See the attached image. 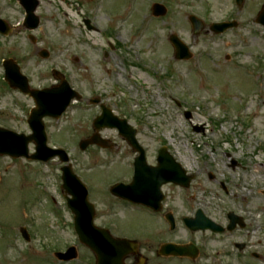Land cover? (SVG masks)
Instances as JSON below:
<instances>
[{
    "label": "rangeland",
    "instance_id": "obj_1",
    "mask_svg": "<svg viewBox=\"0 0 264 264\" xmlns=\"http://www.w3.org/2000/svg\"><path fill=\"white\" fill-rule=\"evenodd\" d=\"M155 3L167 7L165 16H153ZM263 4L246 0L239 8L235 0H38L34 14L40 23L31 30L20 0H0V17L13 29L8 36L0 34V75L3 61L13 58L33 88L60 83L54 74L59 72L83 97L81 106L75 103L58 123L48 121L50 144L65 148L74 169L90 183L91 199L100 209L97 224L111 228L122 223L121 229L133 237L141 225L132 211L113 205L109 194L110 185L126 179L134 157L125 140L116 131L101 132L113 143L112 150L118 148V157L109 149L80 148L101 113L87 101L100 96L138 128L150 163L166 146L195 175L189 190L168 189L181 213L186 206L235 212L255 226V240L264 250V28L255 22ZM191 14L206 24L198 35ZM234 20L239 26L224 34L209 29L211 23ZM171 34L190 48V59L174 57ZM43 50L49 58L40 56ZM0 96V111L13 116L17 129L30 133L33 99L15 92ZM25 162L20 160L24 170L16 179L15 206L3 209L10 219L3 215L0 264H95L64 204L63 163L59 158L48 162L50 167ZM22 226L30 242L23 239ZM72 245L78 259L59 261L55 253Z\"/></svg>",
    "mask_w": 264,
    "mask_h": 264
},
{
    "label": "flooded vegetation",
    "instance_id": "obj_2",
    "mask_svg": "<svg viewBox=\"0 0 264 264\" xmlns=\"http://www.w3.org/2000/svg\"><path fill=\"white\" fill-rule=\"evenodd\" d=\"M0 76L1 81L3 80V83H0V93L3 96L9 92L22 94L5 81V74ZM15 125L13 116L1 110L0 128L22 133ZM133 155L136 157L135 153ZM134 157L130 161L131 168L128 170L125 183L133 181ZM20 169V159L0 155V231L5 217H8L3 214L4 206L9 204L11 207L15 206L19 190L16 179L20 177ZM12 171H15L13 176ZM169 187L178 186L168 183L162 187V193L157 197L159 201L156 199L155 202L158 209L144 204L139 205L140 209H134L135 205L132 202L112 196L113 205L121 204L126 210L129 209L135 216L140 217L141 221L139 233L134 237L121 229L122 223L112 224V230H118L116 236L135 240L139 238V250L136 254L128 256L126 260L128 264H264V250L261 249V242L255 240L256 229L249 219L242 217V223L230 229L231 219L214 210L204 211L203 208L197 207L192 212L186 209L187 212L182 214L171 202ZM143 191L146 199L152 198L145 188ZM62 195L67 207L69 195L65 191H62ZM200 209L213 221L214 227L205 220L191 221L192 226L188 225L189 220L196 219V213ZM97 218L99 219V214ZM199 224L205 227H197ZM179 249H183V254L177 253Z\"/></svg>",
    "mask_w": 264,
    "mask_h": 264
},
{
    "label": "water",
    "instance_id": "obj_3",
    "mask_svg": "<svg viewBox=\"0 0 264 264\" xmlns=\"http://www.w3.org/2000/svg\"><path fill=\"white\" fill-rule=\"evenodd\" d=\"M240 4H243L244 0H238ZM24 6H26L28 12V25L30 28L34 29L38 26V19L34 17L33 12L38 5L36 0H22ZM154 14L157 16L165 15L167 13L166 8L163 5H154ZM191 22L193 24V29L195 34H199L204 28V24L195 17H191ZM258 22L264 24V7L258 18ZM234 24H219L214 26L216 32H223L226 28ZM0 31L8 34L10 28L8 24L0 19ZM170 41L175 47L176 58L177 59H188L191 57L189 48L178 38L177 35L173 34L170 37ZM43 57H47L48 53L43 51ZM7 79L11 85L19 87L23 92L30 94L37 101V108L32 110V115L30 117V124L36 131H43V125L41 123L42 118L45 115L59 116L70 104L71 100L77 95L72 89H70L68 83H64L60 87L45 89L42 91L30 90L28 80L24 77L20 71V67L13 60H8L5 62ZM95 102H98L96 100ZM96 129L103 127H118L122 134L128 137V140L132 146L141 152V157L137 159V176L141 175L142 164L145 163V152L136 141L135 134L136 130L128 125L126 120H120L114 116L110 109L104 108V113L102 116L98 117L95 121ZM132 133L130 134V132ZM31 138L22 137L20 141H4L0 142V152L10 151L14 155L23 156L27 155V146ZM91 144H98L103 147L110 146L108 141L103 140L98 134L92 136L81 142L80 146L82 149H86ZM38 155L36 158H41L48 160L53 157V154L45 156L46 145L45 140H38ZM59 153L62 157V161H68V157L62 150L54 151ZM159 166L156 168H151L156 173V176L162 178L164 181L174 180L176 183L188 186L192 177L185 176V170L182 169L181 165L176 163L173 158L167 153L166 148L160 150L159 156ZM149 169V170H150ZM65 174L70 178L74 179L73 173L71 172V167H65ZM132 186H127L124 184H119L112 189V192L122 196L124 198L129 197L128 190ZM136 200V199H135ZM70 207L74 212L76 218V229L80 235V239L88 247H90L97 256L98 264H125L124 260L127 257V253L130 248L134 247L135 244L127 239L114 238L107 230L98 229L94 226V207L88 202V192L82 186L81 195L76 202H71ZM24 235L28 238L25 230H23ZM29 239V238H28ZM134 246H133V245ZM136 247V246H135ZM58 258L62 260H71L77 257V251L75 247L70 248L66 253H57Z\"/></svg>",
    "mask_w": 264,
    "mask_h": 264
},
{
    "label": "bare ground",
    "instance_id": "obj_4",
    "mask_svg": "<svg viewBox=\"0 0 264 264\" xmlns=\"http://www.w3.org/2000/svg\"><path fill=\"white\" fill-rule=\"evenodd\" d=\"M256 167H254V170L256 171V169H255Z\"/></svg>",
    "mask_w": 264,
    "mask_h": 264
}]
</instances>
